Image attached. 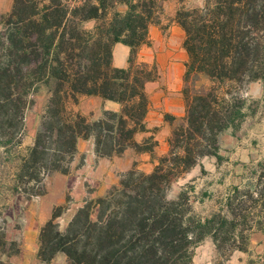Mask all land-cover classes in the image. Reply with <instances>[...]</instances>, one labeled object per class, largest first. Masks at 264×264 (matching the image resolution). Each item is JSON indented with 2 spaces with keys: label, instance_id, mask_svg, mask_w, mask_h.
I'll list each match as a JSON object with an SVG mask.
<instances>
[{
  "label": "trees",
  "instance_id": "trees-1",
  "mask_svg": "<svg viewBox=\"0 0 264 264\" xmlns=\"http://www.w3.org/2000/svg\"><path fill=\"white\" fill-rule=\"evenodd\" d=\"M166 1L12 0L0 20V147L20 143L30 93L51 84L50 122L19 160L15 191L33 195L29 186L46 175H67L78 140H91L99 158L138 148L134 136L145 131L148 110L144 86L156 78L155 66L138 62V54L149 46V28L160 24ZM172 1L173 21L184 32V82L203 76L209 85L186 101L185 123L172 132L168 153L151 173L132 172L105 196L85 201L63 232L57 219L66 207L53 209L39 231L41 263L62 253L66 264H193L206 238L226 259L246 251L253 234L264 237V162L208 215L194 212L193 191L167 198L172 183L201 159L221 162L219 135L255 113L241 91L264 81V0ZM115 44L129 49L125 69L112 65ZM79 96L113 102L118 110L88 122L67 110Z\"/></svg>",
  "mask_w": 264,
  "mask_h": 264
},
{
  "label": "rangeland",
  "instance_id": "rangeland-1",
  "mask_svg": "<svg viewBox=\"0 0 264 264\" xmlns=\"http://www.w3.org/2000/svg\"><path fill=\"white\" fill-rule=\"evenodd\" d=\"M166 2L165 5V2L163 3L160 24L150 26L151 30L157 28V36H154L152 31L148 33L150 44L141 48L143 49L142 56L138 57V62L155 66L156 77L160 71V61L157 56L166 50V43L171 36L168 30L172 25L173 16H170V13L177 9L175 1ZM169 3H173V7H169ZM11 6L12 0H0V20L11 10ZM85 27L90 29L92 24H86ZM145 59L148 63L144 62ZM193 83L197 88H194ZM208 85L205 78H198L189 86L187 84L186 87L190 94L185 98V105L193 93L204 90ZM241 95L252 101L251 106L255 113L248 116L236 130L228 129L219 135V153L223 160L217 162L214 157L201 159L183 177L172 183L167 191L169 200L175 199L183 189L188 192L193 191V194H190L191 205L194 212L201 216L211 213L216 207L215 202L223 197L229 188L235 185L241 187L246 185L257 163L264 162V81L249 84L241 91ZM50 96L51 84L42 82L34 87L29 96L32 104L24 114L20 143L18 145L9 144L5 148L0 147L1 262L19 264L23 254H25V259H32L35 251L37 254L39 231L50 218L54 208L66 207L57 219L59 230L63 232L77 208L85 201L105 196L112 188L119 187L121 179H126L132 172L144 173L138 169L139 163L136 161L135 154L140 153L141 150L151 151L154 146L152 138H147L138 144V148L130 147L121 155L104 157L102 158L103 163L98 164L97 158L99 157L94 153L93 142L78 140L77 154L67 175L60 173L46 175L40 184L33 183L29 186L32 189L29 193L33 195L15 191L14 187L21 185L16 182L19 160L44 133V124L50 122L48 120ZM81 103L88 109L87 115L81 114L79 108ZM67 110L80 114L88 122L97 120L105 111L100 100L83 98V96L78 97L76 105L69 102ZM184 123V119L176 122L172 132ZM159 158L161 157H155L156 165ZM190 187L193 189L190 190ZM198 199L202 202H198ZM95 216L96 211L92 219H95ZM43 220V225H41ZM55 257L50 264H66L62 253ZM35 264L44 263L37 260ZM193 264H264V237L258 233L253 234L246 251H235L226 259L218 255L211 239L206 238L194 250Z\"/></svg>",
  "mask_w": 264,
  "mask_h": 264
},
{
  "label": "crops",
  "instance_id": "crops-1",
  "mask_svg": "<svg viewBox=\"0 0 264 264\" xmlns=\"http://www.w3.org/2000/svg\"><path fill=\"white\" fill-rule=\"evenodd\" d=\"M165 4H167V2H165L164 5ZM172 4L173 3H169V7H173ZM118 11L124 12L125 7L118 6ZM170 16H173L174 19L175 12L172 11ZM151 31L154 36H157V28H152V30L150 28L149 32L151 33ZM168 31H170L171 36L166 43V50L157 56L158 61H160L158 76L156 80L148 82L144 86V90L148 97V110L144 121L145 131L134 136V142L137 144H140L147 138H152L151 140L154 142L151 151L135 154L136 161L139 163L138 169L146 174L150 173L156 165L155 157H163L167 154L170 134L175 127V123L179 120L183 121L185 116V98L190 94L186 85L188 84L189 86L191 81L189 83L184 82L185 63L187 61V54L182 48L184 32L174 21ZM142 52L143 49L140 50L138 57L141 58ZM128 55V47L122 44H115L112 51L113 67L116 69L127 68ZM144 62L148 63L147 59H145ZM198 78L204 77L199 76ZM193 84L194 88H197L195 83ZM83 98H96L100 100L104 110H117L118 108L117 104L110 101H103L98 97ZM79 108L81 114H88V109L83 103L80 104ZM93 156L95 157L94 154ZM97 159L98 164L103 163L102 158ZM85 169L86 168H84V170ZM43 222L44 220L41 222V225H43ZM55 258L56 257H54L52 262ZM37 260L35 251L32 255V259H25V254H23L19 264H35Z\"/></svg>",
  "mask_w": 264,
  "mask_h": 264
}]
</instances>
